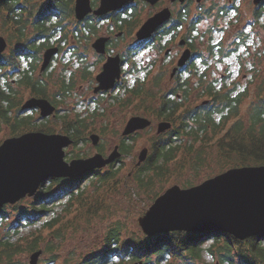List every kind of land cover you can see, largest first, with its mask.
Wrapping results in <instances>:
<instances>
[{"label": "rangeland", "instance_id": "1", "mask_svg": "<svg viewBox=\"0 0 264 264\" xmlns=\"http://www.w3.org/2000/svg\"><path fill=\"white\" fill-rule=\"evenodd\" d=\"M235 1L237 10L226 18L215 19L216 28L213 32L209 31L213 19L206 18L204 20L201 27L204 31V37L197 43V46L203 60L206 61L205 63H195L194 69L198 75L191 76L193 90H191L189 99L183 102V109L179 112L183 113L185 109L191 110L193 109L191 105H200L206 99L203 97L202 101L197 99L188 104L190 98L197 92L194 86L202 73L207 77L206 84L215 79H222L230 88L235 86L238 92H243L249 86L250 96L248 95L240 105L238 117L230 120L226 128L230 127L237 119H242L244 124H248L249 108L252 104L259 103L258 96L264 98V16L262 19L254 20L256 7L253 0ZM217 4H222V2H217ZM5 16L6 10L0 7V35L8 43L6 51L0 56L4 58L24 44L19 42L17 38V29L13 21L7 20ZM25 20V31L31 37L35 34L34 25L29 17ZM243 31L250 32L251 38L248 47L240 46L235 55L228 57L209 53V47L217 42H221L225 48L235 49L237 43L235 37ZM252 42L255 45H252ZM129 45L131 42L125 39L124 42L119 43V47L115 51L121 52ZM64 47V52L54 59L55 55L50 67L41 73L42 58L47 48L44 47L40 52L41 62L34 76L35 79L47 83L48 99L56 105L60 116H68L71 120L81 116L86 122L87 129L80 134V137L86 141L79 140L78 143L66 149L67 161L89 158L96 153H101L105 157L110 155L115 146L120 145L125 138L122 132L131 116H147L153 121V125L149 129L137 132L134 134V140L128 141V144L131 145L130 152L123 154L119 159L121 162L114 166V169H120L114 180L100 182L96 175L84 179L80 189L83 195L80 196L77 187L74 189V192H77L75 197L71 196L70 193L69 197H64L62 200L57 199L46 204L41 203L42 205L45 204L46 210H50V212H44L37 216V220L33 223L20 221L22 225L16 230L11 229V227L17 224L16 218L19 212L24 210L33 212L32 204L39 200L36 197L25 198L15 205L6 206L4 212L8 217L0 227V241L8 235L11 236V241L17 244L20 250L13 256V260L21 264H31L32 255L40 250L42 254L38 257L36 264H83L87 257L98 254L105 246L106 235L111 229L119 228L121 239L144 235L138 220L153 205L157 193L160 196L173 185L187 188L184 186V182L187 180L198 185L206 179L220 174L219 171L228 166V164L218 166V161L213 159L199 176L193 174L192 170L189 169L188 172L182 174L180 179L173 177L167 184L159 183L160 180H156L153 189H140L136 174L138 156L144 148H148L150 153L152 142L157 135L158 123L161 118L154 110L160 102L159 98L172 84V65L170 63L175 59L174 53L169 58L163 59L165 52L163 51L158 55L157 48L159 46L142 49L134 57V62L139 66L138 72L130 73L133 67L129 64L127 66L129 71L126 73L123 85L111 92L110 95L106 94L95 99L88 80H93L99 72V67L87 68L85 60H81L78 56H71L73 52L84 54L88 58L87 63L92 64L96 60L94 51L90 46L86 49L84 42L75 43L73 40H69ZM175 47L178 49V45ZM176 58L179 59L177 56ZM152 62H155V65H151ZM223 74L229 75L228 79L227 76L223 77ZM17 78L18 75L16 74L11 82L18 91L16 101L21 107L30 98L36 96H33L29 89L24 86L19 87L16 84ZM63 82L69 86L64 95L59 94L62 92ZM140 86H144L145 92L152 96H135L134 90ZM13 114L16 115L17 110ZM28 115L33 116V123L36 126L46 122L49 128L55 130V133L65 134L61 129V121L56 118L57 115L43 119L40 116V111L34 109L21 116ZM178 124L179 122L173 128L178 127ZM225 132L223 131V134ZM91 134L99 135L98 145L92 144ZM208 135L209 139L213 138L211 132ZM13 136L10 127L1 125L0 144ZM214 142L215 139L210 143V153L215 157ZM110 169L112 168L109 165L101 171ZM228 169L230 168H226V170ZM77 180L75 179V181ZM48 185L49 182L45 184V188L51 186L48 187ZM59 189L60 186H55L53 190ZM43 190L44 186L39 191L43 192ZM154 191L155 193H153ZM48 222L53 223V225L44 227ZM205 244V248H208L212 242L209 241ZM203 255L201 261L191 262L179 258H170L168 264H218L217 259L208 252H204ZM1 260L6 263L7 258L3 256ZM118 260L120 258L116 261Z\"/></svg>", "mask_w": 264, "mask_h": 264}, {"label": "trees", "instance_id": "2", "mask_svg": "<svg viewBox=\"0 0 264 264\" xmlns=\"http://www.w3.org/2000/svg\"><path fill=\"white\" fill-rule=\"evenodd\" d=\"M25 1L28 0L23 2L15 0L11 8H6L8 13L13 16L10 18L17 29V38L24 44L21 48L14 49L8 57H0V128L1 125L10 127L14 136L29 131L55 133V130L49 128L46 122L36 126L33 123V116H21L26 112H22L19 103L17 104L18 91L11 82V79L17 74L16 84L19 87L24 86L29 89L33 96L48 99L47 83L35 79L34 76L41 62L40 52L46 47V44L33 40V38L39 37L36 33L40 28H34L35 34L31 37L25 31V19L32 18L34 15L32 12L25 13L26 9H23V12H18L16 5ZM0 7L5 9L3 5ZM262 15L264 16V14ZM262 15L259 12L258 19ZM31 21H33V25L34 23L38 24L35 17ZM43 26L44 24H42ZM180 86L183 87L182 84ZM213 88L214 86L210 85L207 90L211 96H214L213 104L204 107L200 113L192 109H185L183 113H179L183 109V102L169 98L167 93H163L159 98L160 102L154 111L160 118L171 120L173 127L176 123L179 122V124L178 127L175 126L170 131L154 137L147 160L136 168L140 189H153L156 180H160L159 183L167 184L173 177L180 179L182 174L188 172L189 169L193 174L199 176L213 159L218 161V166L228 164L219 171L220 173L224 172L226 168L264 165V98L258 96L259 103L252 104L248 124H244L242 119H237L230 127L226 128L230 120L238 117L239 107L248 96V92L239 93L234 89L226 95H218L219 93L213 92ZM68 89L69 86L63 82L62 92L59 94L64 95ZM144 89V86H140L134 90L133 94L149 96L150 94L146 93ZM189 90L186 88L187 94ZM15 110H17L16 115L13 114ZM56 115V118L61 121V129L73 139V145L79 140L86 141L80 137L81 132L87 129L86 122L81 116L71 120L68 116H60L59 111L56 112ZM223 131L226 132L223 134ZM210 132L215 139L213 146L216 150L215 157L210 153V143L214 140L213 138L209 139ZM134 137L132 135L122 140L120 143L122 154L130 152L131 145L128 144V141L134 140ZM119 162L121 161L117 160L111 164L112 169L110 170L104 172L97 170L77 181L52 178L48 181L51 186L48 185L49 188H45L44 184L43 192L39 191L37 194L36 199L39 201L32 204L33 212L27 210L19 212L16 218L17 224L11 225V229L16 230L22 225L20 221L33 223L37 220V216L44 212H50V210H46L47 206L45 205L50 201L62 200L64 197H69L70 193L73 197L77 192L80 193V196L83 195L80 190L81 184L88 177L96 175L100 182L114 180L120 172V169H114V166ZM184 183L187 188L195 186L194 182L189 180ZM53 186H60V189L55 191ZM77 187L78 191L74 192ZM158 196L157 193L156 197ZM4 209L6 206L0 209V227L8 217ZM52 225L53 223L48 222L44 227ZM10 237L8 235L0 241V264L5 262L1 260L3 256L7 258V264H21L13 260V256L20 250ZM209 241L212 242V245L205 248V243ZM204 252H208L217 259L218 264H264V236L239 241L222 231H211L199 235L189 232H172L153 237L141 234V236L121 239L119 228H114L107 233L105 246L99 253L87 257L83 264H136L140 262L142 264H168L170 258L193 262L201 261ZM118 258L120 260L116 261Z\"/></svg>", "mask_w": 264, "mask_h": 264}, {"label": "water", "instance_id": "3", "mask_svg": "<svg viewBox=\"0 0 264 264\" xmlns=\"http://www.w3.org/2000/svg\"><path fill=\"white\" fill-rule=\"evenodd\" d=\"M8 0H0V6ZM264 0H253L255 6ZM103 7L96 14H103ZM89 12L83 0H78L76 14L82 19ZM169 14L161 13L149 19L139 30L138 37H151L156 27ZM8 43L0 35V56L6 51ZM94 47L98 52L105 51L102 39ZM58 48L45 51L41 72H44L58 53ZM191 57L186 50L177 65L182 67ZM174 71H176V69ZM121 78L119 56L109 58L103 71L97 76L99 86L95 92L112 89ZM38 109L41 118L55 116L57 108L47 98L32 97L21 106L22 112ZM152 121L148 117H131L122 132L128 137L149 129ZM173 128L169 121L158 123L157 135ZM99 135L91 134L94 146L99 143ZM73 139L66 134L29 131L5 139L0 144V209L5 205H15L25 198L36 197L38 191L52 178L75 180L100 171L122 157L120 145L105 157L96 153L89 158L66 160V149L73 145ZM149 156L144 148L136 166H141ZM138 223L144 235L153 237L172 232L203 234L222 231L239 241L264 236V165L230 168L202 183L182 188L169 187L158 196L148 211L139 218ZM42 251L32 255L31 264H36ZM7 264V263H4ZM136 264H142L136 263Z\"/></svg>", "mask_w": 264, "mask_h": 264}, {"label": "flooded vegetation", "instance_id": "4", "mask_svg": "<svg viewBox=\"0 0 264 264\" xmlns=\"http://www.w3.org/2000/svg\"><path fill=\"white\" fill-rule=\"evenodd\" d=\"M23 1L24 0H21V2ZM220 1L222 4L218 5L217 2ZM83 2L86 10L89 8V12L82 19H79L76 14L78 0H28L16 6H18V12H23V9H26L25 13L32 12L34 15L32 18L30 17L31 20H33L34 17L37 18L38 24L34 23V28H40L38 33H36L39 37H35L33 40H38V43H45L47 47L46 50L57 47L59 51L54 59L57 55L64 52V45L69 40H73L75 43L84 42L86 49L90 46L96 58L92 64L87 63L88 58L84 54H76L73 52L71 56H78L81 60H85L87 68L94 66H96L95 68L99 67V72L94 76L93 80H88L95 99L106 94L110 95L111 92L119 89L123 85V80L126 77V73L129 71L127 69L129 64L133 67L130 73L138 72L139 66L134 62V57L142 49L153 46L157 48L159 46V48H157L159 52L158 55L163 51L165 52L163 59L169 58L172 53H174V58L176 59L170 63L172 65V84L165 93L173 100L176 99L177 101L185 102V100L189 99L191 90H193L191 76L194 74L198 75L197 71L194 69L195 63H205L206 61L203 60V56L199 53L197 46V43L203 40L204 37V31L201 29L204 20L206 18L213 19L211 28L209 29L210 32H213L214 28H216L215 19L226 18L237 10L236 3H234L236 2L235 0H83ZM13 3H15V0H8L3 6H5V9L11 8ZM102 7L108 9V11L100 15L96 14V11L100 10ZM255 7L256 12L254 14V20L256 21L259 12L261 15L264 14V1ZM161 13H167L169 16L164 17V21L156 27L151 37L140 39L138 37V32L142 26L149 19ZM11 16L12 15L8 13V9H6V19L11 21ZM259 18L262 19V17ZM31 23H33V21ZM42 24H44L43 27ZM235 38H237L235 49L231 47L225 48L221 42H217L209 47V53L211 55L215 54L217 56L222 55L228 57L235 55L240 46L248 47L250 45V32L243 31L238 33ZM100 39H102L105 44L104 52H98L94 47V44ZM125 39L129 40L131 45L121 52H116L115 50L119 47V43L124 42ZM176 45H178V49L175 47ZM252 45H255V43L252 42ZM186 50L191 51V57L182 67L177 68L178 62ZM117 56L120 58L121 66L120 80H117L114 87L108 91L95 92V89L99 86L97 76L103 71L104 65L107 63L108 59ZM176 56L179 57L178 60ZM151 65H155V62H152ZM175 68H177L176 71H174ZM222 76H227V79L229 77V75L226 74ZM206 81L207 77L202 73L199 81L194 86L197 92L190 98L188 103L190 104L197 99L202 101V99H204L203 97H205L206 99L202 101L200 105H191L193 108L192 110L198 113H200L204 107L210 106L213 104L212 102H214V96H211V93L207 91L210 85L214 86L213 92L219 93L218 95H226L229 91L237 89L235 86L230 88L222 79H215L207 82V84ZM252 82L253 80L251 83ZM181 84L183 86L182 88L180 86ZM248 87H246L243 92L239 93L248 92L249 95L250 88ZM186 88L190 89L188 94ZM236 92L238 91L236 90ZM250 111L249 108V112ZM159 120H161L160 122L169 121L173 124L171 120H165L163 118Z\"/></svg>", "mask_w": 264, "mask_h": 264}]
</instances>
